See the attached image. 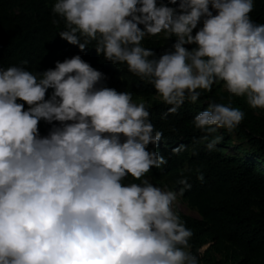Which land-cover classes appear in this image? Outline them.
Here are the masks:
<instances>
[{
  "label": "clouds",
  "instance_id": "9594fccd",
  "mask_svg": "<svg viewBox=\"0 0 264 264\" xmlns=\"http://www.w3.org/2000/svg\"><path fill=\"white\" fill-rule=\"evenodd\" d=\"M254 8L255 0H52L50 13L61 39L151 85L162 119L206 104L191 125L212 152L218 130L232 133L245 118L234 99L264 110V23ZM28 63L0 65V264H200L176 209L190 178L172 188L148 178L168 163L151 105L107 86L79 54L44 70ZM217 85L227 103L205 96Z\"/></svg>",
  "mask_w": 264,
  "mask_h": 264
},
{
  "label": "trees",
  "instance_id": "16d2710c",
  "mask_svg": "<svg viewBox=\"0 0 264 264\" xmlns=\"http://www.w3.org/2000/svg\"><path fill=\"white\" fill-rule=\"evenodd\" d=\"M51 4L52 0H0V65L27 60L30 69L44 70L54 67L57 60L79 54L106 75L107 86L131 91L134 100L150 104L153 123L164 131L158 148L168 163L163 171L153 169L148 178L171 187L181 174L190 178L191 189L179 198L199 216L183 212L177 204L176 209L192 231L191 250L199 255L200 264H264V110L249 108L242 98L234 99L233 106L240 107L245 118L232 133L218 130L223 139L215 151L208 152L197 142L201 133L191 125L193 115L206 104L185 103L178 114L162 119L165 108L151 85L104 60L93 47L81 51L56 34L59 29L51 22ZM251 15L264 23V0H255ZM153 39L147 46L159 53L160 41L153 43ZM205 96L227 103L226 98L220 99L226 97L220 85ZM48 127L41 122V133ZM198 172L204 174V182L196 179Z\"/></svg>",
  "mask_w": 264,
  "mask_h": 264
},
{
  "label": "rangeland",
  "instance_id": "374dc122",
  "mask_svg": "<svg viewBox=\"0 0 264 264\" xmlns=\"http://www.w3.org/2000/svg\"><path fill=\"white\" fill-rule=\"evenodd\" d=\"M236 143H238V141H236ZM231 151L234 152V153L240 154V151L238 149H236V148H232ZM165 184L168 185L169 188H172L170 186V184L169 183H166V182L163 183L162 185H165ZM177 205L179 206V208L183 212L188 213V214L193 215V216H199V214H198V212H197L196 209L190 208L186 203L182 202L179 197H178V200H177Z\"/></svg>",
  "mask_w": 264,
  "mask_h": 264
}]
</instances>
